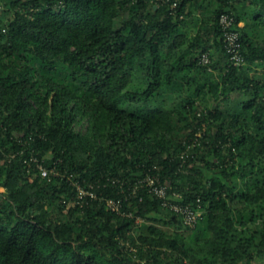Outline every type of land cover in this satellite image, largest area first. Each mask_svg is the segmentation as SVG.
I'll return each instance as SVG.
<instances>
[{
	"label": "trees",
	"instance_id": "1",
	"mask_svg": "<svg viewBox=\"0 0 264 264\" xmlns=\"http://www.w3.org/2000/svg\"><path fill=\"white\" fill-rule=\"evenodd\" d=\"M0 264H264V0H0Z\"/></svg>",
	"mask_w": 264,
	"mask_h": 264
},
{
	"label": "built area",
	"instance_id": "2",
	"mask_svg": "<svg viewBox=\"0 0 264 264\" xmlns=\"http://www.w3.org/2000/svg\"><path fill=\"white\" fill-rule=\"evenodd\" d=\"M235 21V17L230 13L224 12L220 16V24L224 32V41L227 54L229 55V59L232 64L239 65L246 63V59L241 49L242 44L240 40V32L233 27L235 25ZM201 61L204 63H209L211 61L208 52L202 54ZM14 155L15 153L13 156ZM30 161H32L37 166L44 177L49 176L50 174L59 173L56 169V166H49L45 163V158L40 159L36 155L32 154L30 156ZM145 183L146 186H148L150 192L162 199V203L165 206L173 209L177 213H181L184 217V222L187 225L195 226L201 213L200 210L194 209L190 205L181 204L174 201L169 196L168 185L162 182L159 175L157 174L149 173L145 178ZM74 184L77 187L79 198L78 201L81 204H84V202H87L89 199L105 200L109 209L126 214V212L122 209L121 198L105 197L104 195H100L95 190V185L93 183H91L89 187L84 186L79 181H74ZM135 189H137V185L135 186L134 190Z\"/></svg>",
	"mask_w": 264,
	"mask_h": 264
},
{
	"label": "rangeland",
	"instance_id": "3",
	"mask_svg": "<svg viewBox=\"0 0 264 264\" xmlns=\"http://www.w3.org/2000/svg\"><path fill=\"white\" fill-rule=\"evenodd\" d=\"M177 98H179L178 96H177ZM170 101V100H169Z\"/></svg>",
	"mask_w": 264,
	"mask_h": 264
}]
</instances>
